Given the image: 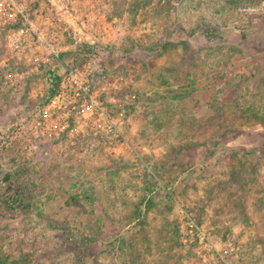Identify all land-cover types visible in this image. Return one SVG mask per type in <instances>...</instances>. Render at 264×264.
I'll return each instance as SVG.
<instances>
[{
  "label": "rangeland",
  "instance_id": "obj_1",
  "mask_svg": "<svg viewBox=\"0 0 264 264\" xmlns=\"http://www.w3.org/2000/svg\"><path fill=\"white\" fill-rule=\"evenodd\" d=\"M39 2L0 17V264H264V0ZM52 50L116 129L49 134Z\"/></svg>",
  "mask_w": 264,
  "mask_h": 264
},
{
  "label": "built area",
  "instance_id": "obj_2",
  "mask_svg": "<svg viewBox=\"0 0 264 264\" xmlns=\"http://www.w3.org/2000/svg\"><path fill=\"white\" fill-rule=\"evenodd\" d=\"M39 6V0H0V17L8 18L26 27V30L36 33L37 29L34 27L32 18L37 16ZM51 53L58 58L60 52L52 50ZM59 61L64 71V77L47 106L55 108L62 116L60 114L57 117L59 131L49 134L60 139L59 135L66 136L68 133L82 128L81 119L84 120L86 127L95 132L102 126L116 129L114 111L109 108L105 97L98 92L95 93L94 87H91L94 84V75L79 74V69L73 63H68L65 60ZM80 76L86 77L83 79ZM65 96H68L66 103L63 100ZM116 114L121 115L122 113L118 111ZM187 219L190 226L194 225L190 222L189 217ZM195 226L198 227L196 224ZM202 234L203 232L200 233V235Z\"/></svg>",
  "mask_w": 264,
  "mask_h": 264
},
{
  "label": "trees",
  "instance_id": "obj_3",
  "mask_svg": "<svg viewBox=\"0 0 264 264\" xmlns=\"http://www.w3.org/2000/svg\"><path fill=\"white\" fill-rule=\"evenodd\" d=\"M90 48H91L90 45L83 44L82 46H79L78 47L77 51H79L80 53L79 52H77V53L85 56L90 51ZM63 56L64 55L62 54V56H59L57 58V61L59 62V63H57V66L58 65L60 66V61L59 60H64L63 59L64 58ZM59 80H60V77L57 74H55V69L54 68H52V70L51 69L48 70L47 81L49 83V87H48L49 96L53 95L56 92L57 87H58V84H59ZM220 106L224 108L225 105H224V103H222V104H220ZM250 107L253 108L252 105ZM219 109L220 108H218L217 110H219ZM212 110L214 111L215 108H213ZM215 113H218V112L215 110ZM213 119L216 120L217 117L216 116H213ZM138 216H139V214H138Z\"/></svg>",
  "mask_w": 264,
  "mask_h": 264
}]
</instances>
